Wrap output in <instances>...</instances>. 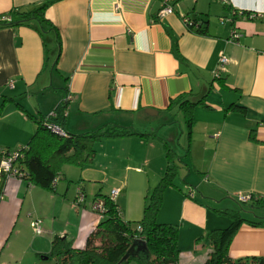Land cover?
I'll use <instances>...</instances> for the list:
<instances>
[{
  "label": "crops",
  "instance_id": "crops-1",
  "mask_svg": "<svg viewBox=\"0 0 264 264\" xmlns=\"http://www.w3.org/2000/svg\"><path fill=\"white\" fill-rule=\"evenodd\" d=\"M42 1L0 0V22L10 20L14 8L30 10ZM165 5L173 12L159 15ZM45 17L60 41L48 33L46 43L59 51L53 69L48 57L44 64L36 29L0 26V101L13 97L35 118L54 111L51 121L70 134L117 125L145 135L101 138L91 162L61 166L53 190L6 177L0 194V264H46L54 236L85 248L100 221L89 210L88 191L94 201L96 194L109 196L116 189L121 219L138 221L134 217L142 215L145 198L173 163L168 150L184 162L186 173L181 186L173 180L163 191L156 219L177 225L179 264H203L212 250L207 232L230 223L217 212L227 206L212 212L204 202L229 205L239 193L264 201V0H56ZM200 18L205 32L189 30L186 19ZM233 31L238 37L230 41ZM174 40L179 56L172 51ZM221 56L227 62L216 81ZM182 94L202 100L190 109L189 140L182 107L173 101ZM231 104L245 107V113L227 111ZM35 130V122L7 102L0 116V149L25 146ZM184 135L182 158L170 143L181 146ZM192 171L198 181L194 174L188 180ZM102 187L110 190L103 193ZM79 191L84 199L75 204ZM249 208L247 213L264 220V210ZM35 219L41 221V234L30 226ZM190 253L195 262H188ZM228 253L232 259L264 256V225L240 224Z\"/></svg>",
  "mask_w": 264,
  "mask_h": 264
},
{
  "label": "trees",
  "instance_id": "trees-1",
  "mask_svg": "<svg viewBox=\"0 0 264 264\" xmlns=\"http://www.w3.org/2000/svg\"><path fill=\"white\" fill-rule=\"evenodd\" d=\"M54 1L56 0H43L39 5L30 10L14 8L9 13L12 16L11 19L0 22V26L28 25L36 29L42 37L45 53L44 64L47 62L46 42L50 31L55 33L56 43L60 44L57 29L45 17L46 8ZM205 24L206 21L200 18V20H192L191 24L187 23V26L189 30L203 33L205 32ZM196 25L197 28L194 29ZM172 51L176 56H179L175 40L172 45ZM58 54L59 51H57L52 69L56 65ZM215 77L214 80L218 81L219 78ZM62 91L65 90L62 88ZM65 96V92H63L60 101L62 111L66 107ZM173 101L182 107L187 127V140H189L192 125L190 109L196 104L201 103L202 100L190 101L186 94H182ZM7 102H13L17 109L32 119L36 124V130L25 146L17 148L14 151L0 149V161L10 153L16 152L17 157L12 163V169L16 171L14 176L43 189H54L53 181L57 180L62 165L70 164L82 167L91 162L95 154L94 143L101 138L132 134L145 135L144 133H137L125 127L113 125L102 126L98 129L79 134L66 132V136H61L51 131L45 125L48 115L35 118L19 102H16L13 97L3 96L0 101V116ZM226 110H236L245 113L246 108L241 105L231 104ZM250 138L253 141L256 140L252 133ZM171 155L172 153L168 150V158ZM176 172L177 170L172 164L166 167L158 184L145 198L142 217L138 221L122 220L116 202L111 200L109 196L96 194L95 199L102 198L105 209L95 230L87 238L86 247L83 249L74 248L72 242L67 240L65 236H54L51 240L50 251L46 255L53 258L55 264H118L131 242L138 237H142L150 255L149 259L141 261L137 257H131L119 264H128L131 260H136L137 264H179L177 225L158 223L156 219L157 212L162 203L163 191L168 186L173 185ZM6 176L7 173L1 170L0 194ZM249 203L253 208L264 210V201H261V199L253 196ZM217 212L227 216L230 223L225 228L211 229L207 232L208 243L211 245L212 250L203 264H264V256L232 259L228 253L231 240L240 224L246 222L254 226L264 225V220L246 219L238 211L231 209L217 210ZM137 225H140L141 230H137ZM95 241H98L99 244L96 245Z\"/></svg>",
  "mask_w": 264,
  "mask_h": 264
},
{
  "label": "rangeland",
  "instance_id": "rangeland-1",
  "mask_svg": "<svg viewBox=\"0 0 264 264\" xmlns=\"http://www.w3.org/2000/svg\"><path fill=\"white\" fill-rule=\"evenodd\" d=\"M202 3H207L208 2V0H200ZM210 1V0H209ZM47 57H48V62L50 63V64H52L53 63V61H54V58H55V56H56V54H55V51L52 49V45L50 44V43H47ZM54 76H55V74H53ZM53 84H58L57 82L58 81H56V79L55 78H52V81H51ZM49 93L50 94H52V95H54V97H55V95L58 97L59 96V94H55V92H53V90H49ZM59 93V92H58ZM182 117V116H181ZM180 117V119H181V123H182V125L184 126L185 125V123H184V121L182 120V118ZM183 130H184V134H185V132H186V129L185 128H182ZM185 136L186 135H184V136H182V138L180 139V143H181V146H179V145H177V143H170V148L173 150V151H175L178 155H181L182 156V158H183V156H184V154H185V147H186V142H185ZM172 151V152H173ZM170 160L171 161H173V163H170V164H172L173 166H175V168H176V170H177V172H176V175H175V177H174V183L176 184V185H178V186H181L183 183H182V180H183V177H184V175H185V173H186V168L184 167V162H179V160H178V157H176L175 156V158H174V155L172 156L171 155V157H170ZM193 174L196 176V181H198L199 180V176L194 172V171H192V175L191 176H189V177H187L188 178V180L190 179V180H193L194 179V176H193ZM192 177H193V179H192ZM189 182V181H188ZM103 193H105V192H107V191H109L110 189H109V187H102V189H100ZM112 190V189H111ZM111 190H110V192H111ZM90 191H88L87 192V196H88V205H89V210L92 212V213H94L95 215H97L98 216V214H97V212L95 211V210H93L92 209V203H93V200L91 199L92 198V191H91V193H89ZM88 193H89V195H88ZM92 200V201H91ZM204 200H206V199H204ZM83 201V200H82ZM81 201V202H82ZM223 201H226V200H223ZM80 202V203H81ZM76 203H78L77 201H75V204ZM206 205H208L209 207H210V211H212L213 212V209H211V208H214V207H222L223 208V206H227L229 209H234V210H236V211H238L239 212V214L243 217V218H250L249 217V215H251V214H249V213H247L248 211H251V210H249L250 208L249 207H251V205L250 204H246V203H242V204H240V203H238L237 201H233V202H230L231 204H229V205H225L224 203H222L221 205H216V204H212V203H210V202H208V201H205L204 202ZM217 207V209H219ZM248 216V217H247ZM252 217V219L253 220H262L260 217H254L253 215H251ZM69 217V216H68ZM141 218L142 217V215H138V217H134V218ZM139 218V219H140ZM75 219H72V218H69V222H72V221H74ZM43 228V227H42ZM31 236H32V234H31ZM27 239H30V233L29 234H27V237H26ZM28 241V240H27ZM185 256H187V255H185ZM193 258V259H192ZM178 259H179V257H178ZM194 259H195V257H194V255H192L191 253L189 254V256H188V262H195L194 261ZM197 259V258H196ZM197 260H199V259H197ZM204 261V260H203ZM203 261H201V262H198V263H202ZM43 263H46V264H54V261H53V258H49V259H47V260H44L43 261ZM133 263H135V264H137V262L136 261H131V263L130 264H133Z\"/></svg>",
  "mask_w": 264,
  "mask_h": 264
},
{
  "label": "built area",
  "instance_id": "built-area-1",
  "mask_svg": "<svg viewBox=\"0 0 264 264\" xmlns=\"http://www.w3.org/2000/svg\"><path fill=\"white\" fill-rule=\"evenodd\" d=\"M172 12H173V8L170 5H165L159 11V15L170 14ZM253 16H256V15L255 14H251L250 17H253ZM4 20L8 21L9 18H5ZM186 22L191 24L192 21L186 19ZM237 37H238V33L236 31H233L232 34H231L230 41L235 40V38H237ZM226 62H227V58L225 56H221L220 59H219L218 68L215 71V76L218 75V72H219L220 68L223 67V65ZM66 99L67 98H65V101H66ZM63 112L65 113L64 110H63ZM55 116H56V114H55L54 111L51 112L50 114H48V119H46L45 125L51 131H53V132H55V133H57V134H59L61 136H66L67 133L65 132V130L59 124H56V123L51 121V119L53 117H55ZM16 157H17V153L16 152H12L9 155H7L6 158H4L3 160L0 161V171L3 170L5 173H7L6 177H9V176L14 175L16 173L15 169H12V163L15 161ZM55 182H56V180L53 181V185L55 184ZM116 193H117V190L116 189H112L111 192H110L109 198L111 200H114ZM253 196L254 195H252V194L239 193L236 196V200L239 203H248L252 199ZM83 199H84V195L82 194V192L79 191L78 194H77V197H76V201L77 202H81ZM92 209L97 212L99 217H101L103 212H104V209H105L103 199L102 198L95 199L93 201V203H92ZM30 226H31V228H32V230H33V232L35 234H41L43 232L42 227H41V221L38 220V219L32 220L30 222ZM137 230H141L140 225H137ZM136 239H143V238L142 237H138Z\"/></svg>",
  "mask_w": 264,
  "mask_h": 264
},
{
  "label": "water",
  "instance_id": "water-1",
  "mask_svg": "<svg viewBox=\"0 0 264 264\" xmlns=\"http://www.w3.org/2000/svg\"><path fill=\"white\" fill-rule=\"evenodd\" d=\"M149 256L145 241L143 239H134L119 260L118 264L131 257H137L141 261H146L149 259Z\"/></svg>",
  "mask_w": 264,
  "mask_h": 264
}]
</instances>
